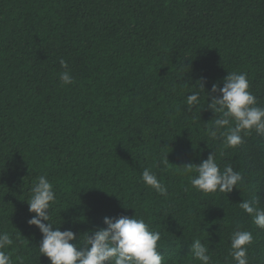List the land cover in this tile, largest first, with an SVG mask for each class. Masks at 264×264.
Wrapping results in <instances>:
<instances>
[{"label":"trees","instance_id":"1","mask_svg":"<svg viewBox=\"0 0 264 264\" xmlns=\"http://www.w3.org/2000/svg\"><path fill=\"white\" fill-rule=\"evenodd\" d=\"M231 72L247 74L264 107V0H0V231L14 241L4 249L11 264H50L28 225L40 175L56 192L53 227L76 233L78 247L105 217L136 213L160 232L162 264H200L195 239L212 264H235L237 230L253 236L249 264H264V229L239 207L259 198L264 208V135L242 133L236 148L223 143L227 128L209 135L206 93ZM201 78L205 93L189 109ZM212 153L221 170L241 173L238 189L191 186L180 167ZM144 169L166 196L145 186Z\"/></svg>","mask_w":264,"mask_h":264},{"label":"clouds","instance_id":"2","mask_svg":"<svg viewBox=\"0 0 264 264\" xmlns=\"http://www.w3.org/2000/svg\"><path fill=\"white\" fill-rule=\"evenodd\" d=\"M61 67L67 69V62L60 61ZM63 85H71L74 80L69 71L60 74ZM198 90L189 94L186 105L191 109L201 103V90L204 91V78L199 81ZM222 87L214 83L206 93L208 108L213 112L214 127L209 130L211 138H217V130L227 128L221 133L223 143L228 148H236L242 143L244 135H264V107L257 106L256 97L249 90L250 85L246 73L231 72L223 79ZM167 156L162 163H169ZM189 175L191 186L205 194L231 193L242 183L241 173L234 171L229 165L223 170L216 162L214 153L203 160L199 166L191 163L180 167ZM197 173L195 177L191 173ZM141 179L145 186L154 190L160 196L168 193L166 185L160 181L150 169H144ZM259 199V198H258ZM253 202L243 200L239 207L252 216L253 223L264 229V208ZM56 201L53 184L46 175H40L32 186L30 199L27 200L28 210L32 218L29 226H35L42 234L39 244L41 256L47 257L50 264H162L163 257L158 251L161 239L159 231H152L143 218H104L106 227L90 231L85 235L83 246L72 243L77 234L72 230L61 231L53 227L49 209ZM253 236L249 231L237 230L231 234L230 256L235 264H249L248 246ZM14 241L6 231H0V264H11L10 256L4 251L13 245ZM209 247L195 239L190 245L191 255L200 264H212Z\"/></svg>","mask_w":264,"mask_h":264}]
</instances>
